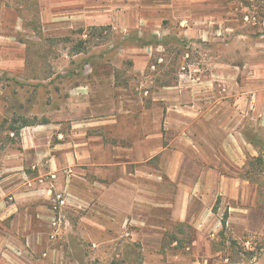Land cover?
<instances>
[{"label": "rangeland", "instance_id": "obj_1", "mask_svg": "<svg viewBox=\"0 0 264 264\" xmlns=\"http://www.w3.org/2000/svg\"><path fill=\"white\" fill-rule=\"evenodd\" d=\"M95 71L110 78L88 86ZM170 93L178 107L199 103L191 128L204 141L234 134L251 144L245 164L230 158L223 174L240 180L239 197H219L213 210L234 207L232 222L227 211L219 233L204 216L174 222L154 203L176 189L146 175L133 180L154 189L142 192L151 205L134 213L84 198L69 205L54 193L45 218L31 206L27 221L0 220V264H264V0H0V163L20 149L13 129L62 122L83 131L100 97L109 111L97 116L109 122L75 141L89 148L106 134L104 160L146 157L170 140L162 109ZM238 101L246 117L235 118ZM156 131L162 141L151 142Z\"/></svg>", "mask_w": 264, "mask_h": 264}, {"label": "crops", "instance_id": "obj_2", "mask_svg": "<svg viewBox=\"0 0 264 264\" xmlns=\"http://www.w3.org/2000/svg\"><path fill=\"white\" fill-rule=\"evenodd\" d=\"M88 77L96 79L95 82L89 81L88 86L92 83H98L101 86L104 81L98 80L99 78H110L108 73L98 71ZM108 82L110 81L105 80V84ZM167 95L166 97L169 96ZM166 97L163 99L162 109L167 114L165 129L168 125L170 140L166 145H150L148 149L152 151L150 150V155L146 157L143 155H138L136 158L115 156L110 161L104 160L103 154L106 151L103 146L106 134L94 136V141H100L101 144L96 143L94 146L89 144V148L85 143L81 148L79 141H75L78 133L82 137H93L90 136L93 125L109 122L97 116L109 111L108 103H103L107 101V98L103 97L99 98V102L94 107L91 105L87 107V109L100 110L101 113L86 115L90 118L88 122L83 123L85 124L83 131H64L61 128L62 122L23 127L20 130L18 144L21 150L8 157L12 158L11 160L3 158L0 163V220L6 221L23 216L27 221L29 212L26 207L31 206H36L38 219L45 218L54 193L57 198H62L61 203L75 205L78 202L82 203L84 198L89 204L109 207L118 213H134L135 207L151 205L142 192L153 195L154 189L147 185L142 186L140 182L135 184L136 181L133 179L145 178L146 175L150 177L158 175L163 178L165 184L172 185L177 194L174 199L173 195L166 196L169 200H165L164 204L154 203V206L164 207L176 223L188 222L190 215L195 221H202L203 216L211 218L210 222L215 224L209 230L214 228L216 233H219L223 212H228L227 224H229L235 217L233 211L236 209L234 207L223 209L220 206V211L216 214L213 211L214 207L218 204L219 197L238 198L241 187L239 179H230L223 174L229 171L230 158L234 164L239 165L240 162L242 165L245 164L241 160L247 159V151L250 152L251 144L242 136L234 134L218 140L214 145L211 141H204L202 136L199 137L198 133L191 128L195 122L197 123L199 103L193 102L192 105L178 107L173 105L171 93L169 99ZM242 103L238 101L233 105L235 118L238 110L244 111V117L247 116V103ZM64 118L72 120L71 117ZM158 122L155 119L152 125L156 127ZM158 124L161 126L160 123ZM159 125L156 129L158 131ZM149 140L162 141L161 133L156 131L154 135L149 136ZM74 146L77 149H74ZM153 149H156V152H153ZM240 150L244 155L239 154ZM230 151L234 153V156L230 155ZM223 153H227V157L223 156ZM155 156H159L158 162L150 164ZM70 168L73 169V174L67 175L66 171ZM112 170H117L118 173L113 176L110 172ZM196 198L200 202L197 203ZM212 215H217V218L214 219ZM240 217V221L246 224V213L240 214ZM147 228L161 229L159 226L152 225Z\"/></svg>", "mask_w": 264, "mask_h": 264}, {"label": "trees", "instance_id": "obj_3", "mask_svg": "<svg viewBox=\"0 0 264 264\" xmlns=\"http://www.w3.org/2000/svg\"><path fill=\"white\" fill-rule=\"evenodd\" d=\"M26 126H28V125H27V124H26V125H23L22 128H23V127H26ZM13 130L16 131V134H17V135L20 134V130H21V129H18V130L13 129ZM258 159H260V158H258ZM222 224L225 225V222H222Z\"/></svg>", "mask_w": 264, "mask_h": 264}]
</instances>
